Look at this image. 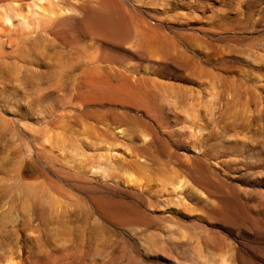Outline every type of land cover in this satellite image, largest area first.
Returning <instances> with one entry per match:
<instances>
[{
	"label": "rangeland",
	"instance_id": "obj_1",
	"mask_svg": "<svg viewBox=\"0 0 264 264\" xmlns=\"http://www.w3.org/2000/svg\"><path fill=\"white\" fill-rule=\"evenodd\" d=\"M0 264H264V0H0Z\"/></svg>",
	"mask_w": 264,
	"mask_h": 264
},
{
	"label": "bare ground",
	"instance_id": "obj_2",
	"mask_svg": "<svg viewBox=\"0 0 264 264\" xmlns=\"http://www.w3.org/2000/svg\"><path fill=\"white\" fill-rule=\"evenodd\" d=\"M4 21L7 22V23H9V22L12 21V20H11V17H8V16L6 15V17L4 18ZM31 49H32V48H31ZM22 52H23V51H22ZM22 52H20V53H22ZM24 53H25V51H24ZM25 54H26V53H25ZM27 54H28V53H27ZM56 64H57V63H56ZM56 64H55V65H56ZM60 64H61V63H60ZM58 65H59V64H58ZM56 71H57V70H56Z\"/></svg>",
	"mask_w": 264,
	"mask_h": 264
}]
</instances>
